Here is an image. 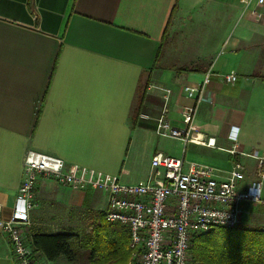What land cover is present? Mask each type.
Wrapping results in <instances>:
<instances>
[{"label":"crops","instance_id":"crops-1","mask_svg":"<svg viewBox=\"0 0 264 264\" xmlns=\"http://www.w3.org/2000/svg\"><path fill=\"white\" fill-rule=\"evenodd\" d=\"M166 32V34H165ZM187 34V35H186ZM182 36L189 53L176 58ZM235 70V84L213 76L195 126L216 146L157 134L167 110L183 128L185 91L206 73ZM146 85L137 105L141 82ZM166 89H170L167 95ZM147 116V117H145ZM234 132V137L232 136ZM30 149L68 165L111 174L125 183L147 180L154 154L163 152L210 166L221 175L245 167L239 192L258 178L264 156V4L240 0H0V204L9 216ZM26 234L37 264H113L90 259L85 237L105 216L110 238L127 226L106 220L108 194L73 190L41 178ZM245 200L241 222L264 228V205ZM260 211V213H257ZM68 233L73 257L50 260L33 245L36 234ZM130 247V243H129ZM0 264H15L0 228Z\"/></svg>","mask_w":264,"mask_h":264},{"label":"built area","instance_id":"built-area-1","mask_svg":"<svg viewBox=\"0 0 264 264\" xmlns=\"http://www.w3.org/2000/svg\"><path fill=\"white\" fill-rule=\"evenodd\" d=\"M240 1L245 6L251 2L264 4V0ZM213 76L229 84L239 79L235 70L215 73L210 69L201 85L185 87L188 96L194 99L183 113L185 127L173 126L164 110L156 121L157 134L184 143L216 146V138L207 137L195 126L206 86ZM166 92L169 95L170 89ZM249 155L258 160V178L241 194L239 184L246 171L241 161L221 175L217 169L197 163L186 168L183 158L158 152L152 157L147 180L125 183L114 175L80 165L70 166L57 155L30 149L24 159L16 204L9 216L4 215L0 204V228L10 240L15 264H37L26 226L37 206L35 189L39 180L53 179L73 190L91 188L108 194L106 220L125 225L130 231L131 255L127 264H192L195 235L218 227L238 226L245 200L264 205V156L258 151Z\"/></svg>","mask_w":264,"mask_h":264},{"label":"trees","instance_id":"trees-1","mask_svg":"<svg viewBox=\"0 0 264 264\" xmlns=\"http://www.w3.org/2000/svg\"><path fill=\"white\" fill-rule=\"evenodd\" d=\"M166 34V32H165ZM146 85L141 82L137 96L139 106L145 96ZM85 243L90 246V259L102 263L127 264L131 249L129 236L122 239L110 238V227L105 224V216L91 224ZM74 234H36L33 238L35 249L43 251L50 260L61 255L73 257L70 244ZM192 264H264V228L236 226L218 227L213 231L197 234L192 239Z\"/></svg>","mask_w":264,"mask_h":264},{"label":"rangeland","instance_id":"rangeland-1","mask_svg":"<svg viewBox=\"0 0 264 264\" xmlns=\"http://www.w3.org/2000/svg\"><path fill=\"white\" fill-rule=\"evenodd\" d=\"M186 42L187 41L184 40L182 36H179V37H177L175 39L174 43L176 44V46H174L173 49L176 52L175 53L176 58H182L181 53H183V54L189 53L188 50L189 49L191 50L192 47L187 48L185 46ZM252 204L257 205V206H260L261 205L260 203H252ZM257 213H260V211H258ZM238 226H244V227H249V228H260V227H262V226H257L253 222L252 223H250V222H245V223L244 222H240V224ZM86 262H87V264L89 263L88 261H86Z\"/></svg>","mask_w":264,"mask_h":264}]
</instances>
